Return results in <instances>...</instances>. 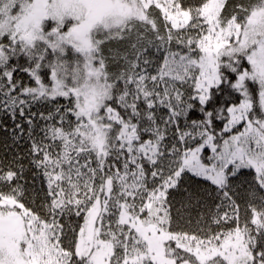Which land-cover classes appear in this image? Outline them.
<instances>
[{
    "label": "snow or ice",
    "instance_id": "snow-or-ice-1",
    "mask_svg": "<svg viewBox=\"0 0 264 264\" xmlns=\"http://www.w3.org/2000/svg\"><path fill=\"white\" fill-rule=\"evenodd\" d=\"M0 264H264V0H0Z\"/></svg>",
    "mask_w": 264,
    "mask_h": 264
}]
</instances>
